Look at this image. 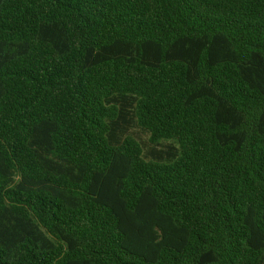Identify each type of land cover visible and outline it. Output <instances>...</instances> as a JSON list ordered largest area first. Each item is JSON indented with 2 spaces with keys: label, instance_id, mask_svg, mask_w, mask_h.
<instances>
[{
  "label": "trees",
  "instance_id": "obj_1",
  "mask_svg": "<svg viewBox=\"0 0 264 264\" xmlns=\"http://www.w3.org/2000/svg\"><path fill=\"white\" fill-rule=\"evenodd\" d=\"M0 264H264V0H0Z\"/></svg>",
  "mask_w": 264,
  "mask_h": 264
},
{
  "label": "rangeland",
  "instance_id": "obj_2",
  "mask_svg": "<svg viewBox=\"0 0 264 264\" xmlns=\"http://www.w3.org/2000/svg\"><path fill=\"white\" fill-rule=\"evenodd\" d=\"M128 133L130 135L135 136L144 145L145 153L147 155H150V153L152 151V147L149 143V136L146 133H144L143 131H141L135 124H132L129 127ZM169 146H172L175 149L178 148V144L176 141H170L167 143L166 142L163 143L162 146L157 148V151L166 152V151H168Z\"/></svg>",
  "mask_w": 264,
  "mask_h": 264
}]
</instances>
